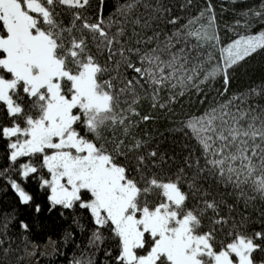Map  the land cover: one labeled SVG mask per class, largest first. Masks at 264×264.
<instances>
[{"label": "snow or ice", "instance_id": "snow-or-ice-1", "mask_svg": "<svg viewBox=\"0 0 264 264\" xmlns=\"http://www.w3.org/2000/svg\"><path fill=\"white\" fill-rule=\"evenodd\" d=\"M205 2L195 16H174L166 0H115L107 15L106 0L91 13V0H0L8 160L22 180L38 178L49 211L89 213L88 246L104 264H264V227L251 229L264 225V83L229 93L235 69L264 52V27L252 33L245 21L241 34L236 20L225 42ZM241 16L264 25V3ZM218 79L220 99L168 130L182 137L172 141L179 151L136 134L155 119L141 115L142 101L175 115L172 105L193 92L203 105ZM8 183L32 202L21 183ZM109 239L115 254L102 248ZM71 264L95 261L82 253Z\"/></svg>", "mask_w": 264, "mask_h": 264}, {"label": "trees", "instance_id": "trees-1", "mask_svg": "<svg viewBox=\"0 0 264 264\" xmlns=\"http://www.w3.org/2000/svg\"><path fill=\"white\" fill-rule=\"evenodd\" d=\"M94 12L98 0H91ZM173 6V15H192L195 16L202 7H207L205 0H193L188 9L181 11L179 5L183 0H166ZM115 0H106L105 15L112 9ZM216 10L217 22L220 26V35L225 42L236 38V33L229 31L225 25H235L236 20H240L241 24L237 27L239 33L245 31V21L251 25V32L255 33L261 27H264L256 17H242V12L249 9H259L264 0H236L235 3L229 0H212ZM141 11H143L141 9ZM65 19V23H67ZM183 23V21H181ZM148 35H151L149 32ZM264 83V52L254 54L241 66L235 69L231 80L229 93L243 91L254 85ZM222 90V81L213 82L212 87L205 88L208 98L202 105L199 103L200 97L193 92L189 95L181 97L179 101L172 105L175 115L167 112V110L152 109L148 101H142L139 105L141 115H152L154 120L142 123L136 130L138 136L144 137L145 133L155 137L157 140H164L162 148L166 150L179 151V148L173 145V140H181L179 134L172 135L169 129L178 126V121L184 119L191 114H199L204 108L212 104L214 100L220 99L217 91ZM167 92H162L163 99H167ZM0 120L5 118L0 115ZM6 122V120H5ZM162 134V135H161ZM190 142L194 145V141ZM24 162L23 159L18 163ZM18 164L10 165L8 160L7 141L0 139V226L3 225L8 217H12L7 233L0 236L5 240L4 248L9 249L7 256L3 255L0 250V264H26L27 256L32 248H42L48 242L52 243V251L48 255L38 258L37 264H71L75 259H80L81 254L84 256H92L95 264H104L103 251L96 252L89 248L88 238L94 225L89 213L86 210L76 208L67 210L57 207L49 211V203L47 201V191L41 190L39 180L35 176H30L26 181L22 180L19 173L15 170ZM7 169L5 172L4 170ZM16 180L26 192L32 195L33 200L29 205L20 202L18 195L11 188L8 179ZM36 205H40L41 211L36 212ZM63 213V214H61ZM253 217L257 215L252 213ZM20 221L29 225V231L25 232L20 228ZM260 223H253L252 230H260ZM107 236L108 233L105 232ZM27 238V239H26ZM49 238H51L49 240ZM29 241H34L37 247H34ZM27 248V251H25ZM102 248H115L113 242L106 240ZM22 258V259H21ZM259 259V256L257 257Z\"/></svg>", "mask_w": 264, "mask_h": 264}, {"label": "rangeland", "instance_id": "rangeland-1", "mask_svg": "<svg viewBox=\"0 0 264 264\" xmlns=\"http://www.w3.org/2000/svg\"><path fill=\"white\" fill-rule=\"evenodd\" d=\"M52 251V243L48 242L42 248H32L27 256L26 264H37L38 258L43 255H48ZM32 253H35L33 255Z\"/></svg>", "mask_w": 264, "mask_h": 264}]
</instances>
